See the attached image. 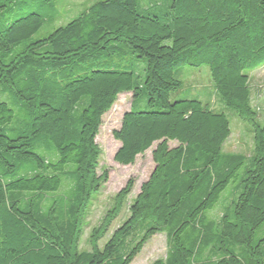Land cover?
I'll list each match as a JSON object with an SVG mask.
<instances>
[{"label": "trees", "instance_id": "1", "mask_svg": "<svg viewBox=\"0 0 264 264\" xmlns=\"http://www.w3.org/2000/svg\"><path fill=\"white\" fill-rule=\"evenodd\" d=\"M41 1L46 9L0 29V93L27 118L8 133L13 113L0 103V264H131L157 234L167 252L151 264H264V122L249 85L264 65V0H100L61 24L56 1ZM14 3L0 0V11ZM114 57L142 60L143 79L137 65L103 67ZM179 67L209 69L220 110L170 101L183 85ZM128 93L113 159L133 165L155 144L154 169L125 221L100 246L132 178L80 251L83 220L108 179L97 174L96 136ZM141 95L146 111L133 108ZM227 111L247 124L248 157L223 152ZM236 178V197L212 219Z\"/></svg>", "mask_w": 264, "mask_h": 264}, {"label": "rangeland", "instance_id": "2", "mask_svg": "<svg viewBox=\"0 0 264 264\" xmlns=\"http://www.w3.org/2000/svg\"><path fill=\"white\" fill-rule=\"evenodd\" d=\"M56 9L61 20L57 24L76 17L90 5L100 0H55ZM46 4L41 1L33 0H15L12 7L0 11V29L6 24L11 23L20 17L22 13L29 11H37L38 9H46ZM132 58V57H131ZM137 65L138 71L142 76V68L145 63L141 60L132 62L129 57L121 59L114 57L107 60L103 67H122L129 68ZM174 78L183 83L182 87L170 95V101L175 102L182 99L198 100L203 104H209L214 110H220L221 104L217 95L214 93L211 83L210 72L207 67L192 68L179 67L174 72ZM249 85L251 91L252 106L258 110V118L264 122V65L257 70L249 73ZM5 103L12 111L13 117L6 128L8 133L11 130H17L27 121L26 116L13 104V100L8 95L0 93V103ZM132 104L131 94L119 95L117 101L112 108L102 117V124L96 136V144L101 150V157L97 168V174L107 171L108 179L102 185V188L96 200L92 203L86 217L83 220L82 234L79 240V250L89 251V235L93 228L98 227L114 204L115 195L125 186L128 179L134 180V187L131 194L127 197L119 216L114 219L109 226L106 235L100 241V246L109 238L112 232L119 227L128 217V207L133 199L140 191L142 183L146 182L154 169L151 152L155 148V144L143 155L136 158L133 165L120 166L115 163L114 155L119 148V143L113 139L112 132L119 129L122 116L130 109ZM133 108L136 111H146L148 106L145 96L141 95L134 101ZM230 123V137L223 146V152L232 154H243L249 156L252 153L251 134L247 130V124L241 121L235 114L230 111L226 112ZM169 147L176 146L175 142H169ZM41 155V152L36 151ZM239 183V178L230 183L221 193L218 203L209 212V217L218 220L222 214V207L236 197L235 188ZM167 252L165 234H157L153 236L144 246L140 254L131 264H151L157 259H164Z\"/></svg>", "mask_w": 264, "mask_h": 264}]
</instances>
